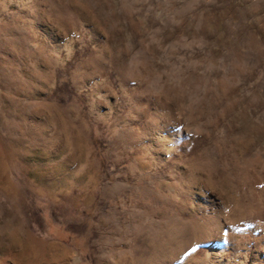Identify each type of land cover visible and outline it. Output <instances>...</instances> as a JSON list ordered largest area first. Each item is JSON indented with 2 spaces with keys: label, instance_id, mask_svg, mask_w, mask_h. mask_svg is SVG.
I'll return each instance as SVG.
<instances>
[{
  "label": "rangeland",
  "instance_id": "rangeland-1",
  "mask_svg": "<svg viewBox=\"0 0 264 264\" xmlns=\"http://www.w3.org/2000/svg\"><path fill=\"white\" fill-rule=\"evenodd\" d=\"M0 264H264V0H0Z\"/></svg>",
  "mask_w": 264,
  "mask_h": 264
},
{
  "label": "snow or ice",
  "instance_id": "snow-or-ice-1",
  "mask_svg": "<svg viewBox=\"0 0 264 264\" xmlns=\"http://www.w3.org/2000/svg\"><path fill=\"white\" fill-rule=\"evenodd\" d=\"M193 251H195V249H193Z\"/></svg>",
  "mask_w": 264,
  "mask_h": 264
}]
</instances>
